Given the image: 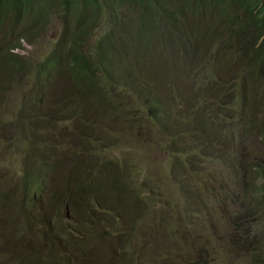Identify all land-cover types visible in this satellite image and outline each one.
<instances>
[{
    "label": "trees",
    "instance_id": "obj_1",
    "mask_svg": "<svg viewBox=\"0 0 264 264\" xmlns=\"http://www.w3.org/2000/svg\"><path fill=\"white\" fill-rule=\"evenodd\" d=\"M56 17L66 18V29L54 52L44 63L23 61L15 51L23 41L34 43L43 36ZM104 28L90 44L92 34ZM212 52L218 77L202 101L176 93L178 61L189 76L209 64ZM14 74L37 78L38 95L27 99V169L6 204L18 212L20 222L3 219L8 229L0 231V264H145L148 256L157 264L162 259L161 264L163 259L176 262V254L199 244L209 245L203 247L200 264H211L220 256L216 250H228L240 262L264 264V0H0V80L7 82L6 75ZM45 90L52 96L47 105ZM130 97L141 110L125 105ZM119 100L127 109L117 106ZM199 105L207 120L218 123L211 132L197 118L202 143L191 115ZM114 118L118 126L143 130L146 143L159 144L176 160L169 176L195 205L182 213L174 199L163 217L186 222L207 207L206 227L194 234V243L185 239L154 255H135L140 244L133 234L147 203L142 206L138 188L132 186L133 162L120 165L111 159L108 144L101 143ZM67 119L74 120L78 133L60 128ZM79 134L89 144V160L63 151ZM208 143L219 145L221 154L212 153ZM94 156L107 160L102 166L103 159L95 163ZM215 160L227 179L217 177L218 169L210 170ZM153 178L143 188L156 195ZM157 178L153 182L165 188L167 180ZM64 185L71 187L64 195L52 193ZM49 192L74 206L70 232L54 209L41 221L50 204L46 198H52ZM209 196L219 201L208 206ZM86 202L87 211L75 206ZM116 209L124 214L122 222L110 218V211L120 216ZM39 226L48 233L36 243L39 234L32 231ZM103 238L100 255L110 253L105 263L93 252L100 246H92ZM218 238L228 244L216 248ZM6 239L12 243L9 249ZM40 245L47 246L46 254Z\"/></svg>",
    "mask_w": 264,
    "mask_h": 264
},
{
    "label": "rangeland",
    "instance_id": "obj_2",
    "mask_svg": "<svg viewBox=\"0 0 264 264\" xmlns=\"http://www.w3.org/2000/svg\"><path fill=\"white\" fill-rule=\"evenodd\" d=\"M65 29L66 18L56 17L51 22L50 27L44 32L43 36H39L34 43H27V41H23V48L16 50L15 53L18 54L23 61L27 62L28 60L36 65L44 63L47 60V57L54 52L56 45L60 40L61 34L65 31ZM106 29L107 28H104V30H100L98 33H93L89 43H96L102 34L106 32ZM84 45L85 42L82 43V46ZM178 64L177 76L175 78V82L173 83L175 87L174 91L176 93H178V91L184 92L190 98L202 101L204 95L208 93L209 86L214 84L218 77L215 71L217 62L214 52L211 53L210 62L204 69L193 71L189 76H187L188 71L185 69L181 60L178 61ZM15 71H18V69H15ZM6 76L10 78L7 82L0 80V194H6L0 199V231L2 232L8 229L7 224L5 225L3 223V219L5 222L15 221L17 222V225H19L20 222L18 212H12L11 207L6 206V204L12 202V200H9V195L17 186H19L20 178L27 169V159L25 158V156H27V99L32 96H36L37 94L35 91L37 78L34 79V77H32L27 79V76L21 78L15 74ZM50 98H52V96L50 97V94L46 91V105L49 103ZM119 99H121V97H119ZM127 101L128 102L125 104L126 106L141 110L135 103L134 97L127 98ZM119 102L120 103H117V106L120 109H127V107L121 104L120 100ZM202 109L203 106L199 105L197 109L191 112L193 125L198 129V140L201 143L204 141L198 119H200L203 124L204 121L207 122L211 132H216L218 129V123H216V121L212 122L207 120L202 113ZM112 121L113 127L111 128V131H106L107 129L104 130L105 132H103L104 136L102 137L103 140H101V143L104 145L108 144L111 159L115 160V162L120 165L124 166L126 160L133 162L135 171L132 177V186L133 188H138V198L142 206L144 201L147 203L146 208L143 211V215L137 217L139 220L137 223V231L133 234V239L138 241L136 242L137 244H140V247L136 248V250L139 248L140 250L136 251L135 255L141 256L144 253L147 255H154L159 251L170 249L171 247L168 248L166 246L167 244L174 245L185 239L191 240L190 242L194 243V234L201 232V230H204L206 227L207 207L202 211L200 216L197 218H191L186 222L178 223L174 218L163 217L165 214L169 215L166 212L169 211V203L172 204L174 199L176 203L180 205L175 207L179 208L182 213H185L186 209L189 210L195 205L192 200L187 198L185 191L183 192L182 188L178 186L169 176V165H171V162L174 160L172 158V154L162 151L159 144L151 145L150 143H146V134L143 130L141 131L139 128L134 127L118 126L115 118ZM85 122L89 128H95L90 121L87 120ZM142 122L151 124L149 120L144 118L142 119ZM73 123V119H67L65 121L62 120L60 128H68L71 132L78 133V128L77 126H74ZM131 124H134V121L131 120ZM42 129L44 131L45 128ZM80 136L84 135L79 134L78 139L74 142V144H65L63 146V151L66 152L68 150H73L82 161L83 159H86L85 155L89 144H84V140ZM92 144H94V141L91 145ZM208 146L212 153L221 154L219 152V145L208 143ZM174 156L183 159L184 162L188 161V159L182 154H174ZM89 158L90 155L86 160H89ZM99 158L103 159L101 162L103 166L107 157L94 156L93 159L95 160V163ZM217 163V160L211 162L210 170L212 173H215V171L220 168V164ZM205 165L207 164L205 163ZM102 166L100 168L101 170ZM206 168L208 167L206 166ZM221 175L227 179V173L224 169H218L217 177ZM157 177L167 180L165 188L162 186V189L160 184L153 182V179H157L159 181ZM150 178H153L151 184L154 186L153 188L156 195H154L153 190L149 187L143 188L144 184ZM62 179L63 178L59 175V183H61ZM225 182L228 183L226 180ZM199 183L203 188L207 185V183L203 181ZM215 186L220 185H217L216 182ZM70 189L71 187L64 185L60 187L59 191H53L52 193L64 195V193ZM49 193L52 198H46L50 204H48L47 211L41 221L47 220L48 217H51L54 209L56 210V214L61 216L64 229L70 232L74 226V216L71 214V209L74 206L69 207V205L67 206V204H63L62 201L57 200L51 192ZM92 201L95 203V199H92ZM207 201L208 206H210L217 203L219 200L216 197L209 196ZM154 204L157 205L156 210L160 212L159 215L155 212ZM75 206L77 208L79 206L82 207L84 211H87L85 207H89L87 202L85 204L76 203ZM43 209V207L40 208L41 211ZM116 210L120 213V216H118L116 211H110V218L115 216L118 218V222H122L124 214L118 209ZM86 215L88 218L87 213ZM109 231H111L110 228ZM32 232L39 234V236L34 240L36 243H40L44 235L48 233L42 226L35 228ZM205 234L208 235V233ZM67 236V234L60 236V241H65ZM5 242L6 247L9 249L12 243L8 239H6ZM145 244H148L147 247H145ZM227 244L228 241L226 239L218 238L213 246L216 248H223ZM98 245L100 246L99 250L93 252L96 253V259L98 262H101L102 260L105 263L107 253L109 252L105 251L100 255V250L105 246L104 238L100 241V244L98 242H94L92 244L95 248H97ZM208 246V244H205V247L204 245L199 244L191 250H185L176 254V256H178L176 257V262L163 259L161 264H200L203 256V247L207 248ZM2 251L3 245L0 244V253ZM39 251L42 254H46L47 246L40 245ZM216 253L220 256H216L214 260L212 259L210 262L211 264H247L245 262L237 261V259L228 250L225 252L216 250ZM86 258L90 257L86 256ZM110 262L112 263L111 258ZM160 262L158 264H160ZM145 264H157V260H151L150 256H148Z\"/></svg>",
    "mask_w": 264,
    "mask_h": 264
},
{
    "label": "clouds",
    "instance_id": "obj_3",
    "mask_svg": "<svg viewBox=\"0 0 264 264\" xmlns=\"http://www.w3.org/2000/svg\"><path fill=\"white\" fill-rule=\"evenodd\" d=\"M45 196H46V195L43 193V194H42V197L45 198Z\"/></svg>",
    "mask_w": 264,
    "mask_h": 264
}]
</instances>
